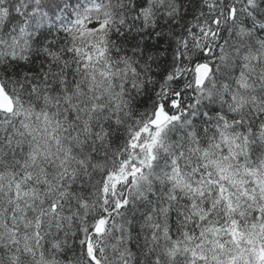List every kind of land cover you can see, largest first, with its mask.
<instances>
[{"label": "snow or ice", "instance_id": "6c2138e0", "mask_svg": "<svg viewBox=\"0 0 264 264\" xmlns=\"http://www.w3.org/2000/svg\"><path fill=\"white\" fill-rule=\"evenodd\" d=\"M0 264H264V0H0Z\"/></svg>", "mask_w": 264, "mask_h": 264}]
</instances>
